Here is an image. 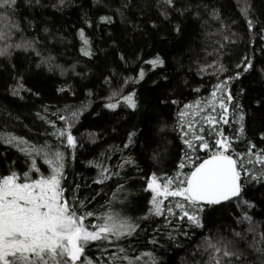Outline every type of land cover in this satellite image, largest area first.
<instances>
[{"label": "trees", "instance_id": "1", "mask_svg": "<svg viewBox=\"0 0 264 264\" xmlns=\"http://www.w3.org/2000/svg\"><path fill=\"white\" fill-rule=\"evenodd\" d=\"M174 4L173 8L165 0H17L15 11L0 10V31H9L4 16L19 26L9 39L0 40V48L7 47L8 53L0 56V133H13L37 146L55 144L65 152L64 195L69 203H83L82 212L95 214L86 223L96 224L97 217L110 211L138 222L135 234L118 244L89 245L86 255L101 264H113V258L122 255L120 247L130 258L151 252L159 264H209L205 251L209 239L241 253L243 264H262L251 244L259 241L257 233H264V182L244 179L240 197L205 210L203 228L179 221L180 210L175 207L174 217L151 213L153 194L147 184L152 175L161 182L175 176L186 153L197 163L206 158L198 142L194 141L195 153L183 143L179 113L188 104L209 99L219 81L240 74L230 88L233 106L245 113V136L235 140L233 148L246 153L253 143L255 151L264 149V0H174ZM103 16L112 17V22L104 23ZM248 19L254 28H248ZM80 29L91 42L92 57L82 54L86 46ZM28 42L32 44L26 47ZM156 57L163 59L162 66L149 63ZM245 57L253 65L248 71L241 66L248 62ZM220 65L222 73L217 71ZM20 84L23 88L14 95ZM117 91L134 92L137 109L128 108L122 96L119 108H106ZM79 109L82 114L72 128L78 140L73 157V149L61 146L52 135L48 121L63 127L59 116ZM238 127L225 125L226 135L239 136ZM132 132L137 134L134 145L125 147ZM129 158L133 163L125 164ZM30 159L0 143V177L11 171L23 176L30 170ZM100 165L109 170L104 183L95 182ZM37 166L40 171L33 172V178L51 174L42 158H37ZM258 168L255 165L254 171ZM191 170L189 164L180 171ZM179 199L169 197L165 207ZM245 214L256 232L248 231L247 221L241 222ZM116 264L128 261L117 259ZM140 264H146V258Z\"/></svg>", "mask_w": 264, "mask_h": 264}, {"label": "snow or ice", "instance_id": "2", "mask_svg": "<svg viewBox=\"0 0 264 264\" xmlns=\"http://www.w3.org/2000/svg\"><path fill=\"white\" fill-rule=\"evenodd\" d=\"M165 3L175 7L174 0H165ZM16 6L17 0H0V10L5 13L15 11ZM245 15H247V8H245ZM3 19L9 20V24L5 25L9 31H0V40L6 41L10 38L11 30L18 29L19 26L12 23L8 16H4ZM101 20L104 23H111L112 17L103 16ZM247 25L249 29L254 28L251 19L247 20ZM89 26H91L90 22ZM79 35L86 46L81 49L82 54L92 57L91 42L83 29L79 30ZM31 44L32 42H28L25 46H31ZM20 46L17 45V47ZM6 54H8L7 47L0 48V56ZM245 60L248 61L247 64L241 66L248 71L253 65L248 57H245ZM149 63L156 67L162 66L164 61L156 57ZM217 71L221 73L225 71L223 65H220ZM144 75V71L141 70L139 79L142 80ZM239 75L237 73L235 77L219 81L214 85L209 99L197 100L180 111L178 130L183 143L187 149L195 153L197 145L194 141L198 142L199 149L207 153V156L197 163L194 156L186 153V159L181 160L178 165L177 174L165 177L163 182L156 175H152L151 181L147 184V189L153 194L152 215L177 216V213L173 211L175 207L180 210L179 221L186 220L191 228H203L205 210L240 197L244 179L264 182V149L255 151L256 145L253 143L249 144L246 153H238L233 148L234 141L245 136V113L239 105L233 106L235 98L230 88L232 80L239 78ZM22 88L23 85L20 84L14 89L13 94L19 95ZM121 96L122 102L128 108L137 109L135 93L123 94L119 91L113 92L109 98L112 102L106 103L105 107L110 110L119 108L121 100L118 97ZM173 103L177 102L173 101ZM82 111L83 109L72 111L70 116L60 115L59 119L64 121L63 127L58 128L54 122L48 121L54 129L52 135L61 146L66 144L73 149V157L78 140L73 135L72 128L78 122ZM192 116L198 119L195 121L188 119ZM232 123L239 125L237 129L239 136L226 135L224 126H231ZM136 135L132 132L128 136V144L125 147L134 145ZM149 135L150 130L145 132L146 137ZM261 139L264 140V136H261ZM0 143L16 148L26 157L31 158L30 170L23 176L16 171H11L10 174L0 177V264H101L100 260L86 255V249L90 244L101 242L102 247L118 244L122 239L134 235L139 228L138 222H133L119 212L111 211L97 217L99 222L96 224L86 223L88 218L95 214L91 211L82 212L83 203L79 205L75 202L69 203L65 197L62 181L65 179L66 156L57 145L37 146L13 133H0ZM37 158H42L49 166L50 175L40 174L38 178H33L32 173L40 171ZM124 163L131 164L133 161L129 158L125 159ZM189 164L192 166L190 172L180 171ZM255 165H259V168L254 171ZM100 169V177L95 181L96 183H104L110 178L109 170L103 165H100ZM169 197L181 199L177 200L173 206L166 208L164 201ZM249 206L254 207V205ZM243 221H247L249 232H256V226L253 225L250 216L245 214L241 222ZM168 223L171 224V220ZM235 235L241 237L242 233L236 232ZM257 235L259 241H254L251 246L260 253L262 264H264V233H257ZM173 238L169 234V239ZM153 243H156L155 239ZM205 251H209V264H243L241 253L229 248L227 244L214 243L209 239ZM119 252L122 255L113 258V264H116L117 259L126 260L128 264H140L143 258H146V264H159L151 252L137 258H130L124 247H120Z\"/></svg>", "mask_w": 264, "mask_h": 264}]
</instances>
